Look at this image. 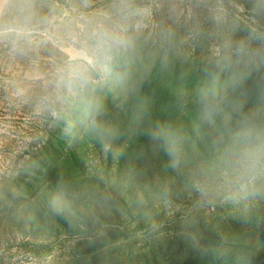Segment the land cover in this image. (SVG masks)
<instances>
[{
	"label": "rangeland",
	"instance_id": "rangeland-1",
	"mask_svg": "<svg viewBox=\"0 0 264 264\" xmlns=\"http://www.w3.org/2000/svg\"><path fill=\"white\" fill-rule=\"evenodd\" d=\"M18 7L11 0L4 20ZM121 7L34 0L52 42L23 52L0 42V264H118L129 250L161 264H264V182L220 159L233 102L256 103L264 67L236 89L237 58L218 66L226 41L264 36V0H130L148 11L142 21ZM114 20L128 43L94 82L70 92L34 78H52L69 28ZM214 76L228 103L210 117L200 93ZM158 125L167 140L151 139Z\"/></svg>",
	"mask_w": 264,
	"mask_h": 264
},
{
	"label": "clouds",
	"instance_id": "clouds-1",
	"mask_svg": "<svg viewBox=\"0 0 264 264\" xmlns=\"http://www.w3.org/2000/svg\"><path fill=\"white\" fill-rule=\"evenodd\" d=\"M120 11L128 15L145 18L146 9L130 10V0H120ZM34 0H18V9L8 21L4 20V13L9 7L8 0H0V42L9 41L13 51L23 52L25 48L39 49L52 42V37L45 30L50 20H35L32 10ZM102 15L107 16V13ZM138 24L137 27H141ZM63 59L55 67L52 78L46 74L36 72L34 78L43 81L45 87L54 84L59 90L67 88L70 92L75 88L83 89L93 81V73L103 63L109 62L113 57L127 46L125 29L119 20L112 23H96L78 25L69 28L56 38ZM250 41H256L264 46V36L256 28L249 29V37L233 44L226 41L225 54L220 58L218 66L227 68L232 63L233 55L237 58L238 70L233 74L232 81L236 89L242 87L252 76L264 67V59L259 56L258 50L251 47ZM255 92L256 103L244 111L243 103L233 102V110L237 114L235 128L229 133L224 144L220 159L232 167L239 178H247L248 183L255 187L257 181L264 182V75H260L251 85ZM200 102L207 114L211 117L223 112L228 95H221L218 77L214 76L211 82L201 89ZM49 100L50 97H44ZM154 141L167 140L169 132L165 126L158 125L149 133ZM170 156H175V148H166ZM264 186V184H262Z\"/></svg>",
	"mask_w": 264,
	"mask_h": 264
},
{
	"label": "trees",
	"instance_id": "trees-1",
	"mask_svg": "<svg viewBox=\"0 0 264 264\" xmlns=\"http://www.w3.org/2000/svg\"><path fill=\"white\" fill-rule=\"evenodd\" d=\"M208 157H210V155ZM241 249L247 250L245 246L243 248H240L238 251H240ZM154 255L155 254H151L148 250H144V252H141V251L134 252L133 250H129L127 253H125L121 257L120 256L118 257L119 258L118 264H120L121 262H125V264H161L157 257L153 258ZM140 257H145V258L143 261H140V262L136 261V259Z\"/></svg>",
	"mask_w": 264,
	"mask_h": 264
},
{
	"label": "crops",
	"instance_id": "crops-1",
	"mask_svg": "<svg viewBox=\"0 0 264 264\" xmlns=\"http://www.w3.org/2000/svg\"><path fill=\"white\" fill-rule=\"evenodd\" d=\"M11 0H8V2L10 3Z\"/></svg>",
	"mask_w": 264,
	"mask_h": 264
}]
</instances>
